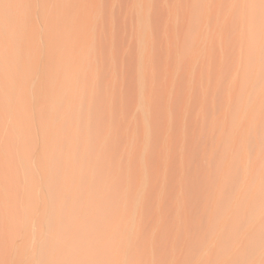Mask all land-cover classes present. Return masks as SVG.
<instances>
[{"label": "rangeland", "instance_id": "obj_1", "mask_svg": "<svg viewBox=\"0 0 264 264\" xmlns=\"http://www.w3.org/2000/svg\"><path fill=\"white\" fill-rule=\"evenodd\" d=\"M130 2L145 78L138 81L137 105L125 115L126 137L111 105L112 115L105 113L96 33L83 55L86 65L68 76L51 107L42 109L40 89L39 110L33 98L28 125L17 122L26 32L24 24L19 36L6 28L15 61L2 66L9 88L0 90V147L8 158L16 156L20 184L15 200L3 188L0 237L8 228V264H264V0ZM172 2L177 13L162 24L164 31L174 30L178 47V64L169 74L155 14ZM76 3L78 11L79 0L53 2L61 23L56 55L62 80L63 36L76 31L77 19L65 18V7ZM184 9L187 26L179 39ZM14 14L5 12L6 21ZM43 33L41 45L47 46ZM44 70L41 65L34 84L29 78L31 100ZM162 84L169 85L166 99L155 93L151 99L148 88Z\"/></svg>", "mask_w": 264, "mask_h": 264}, {"label": "bare ground", "instance_id": "obj_2", "mask_svg": "<svg viewBox=\"0 0 264 264\" xmlns=\"http://www.w3.org/2000/svg\"><path fill=\"white\" fill-rule=\"evenodd\" d=\"M54 1L56 4V0H0V90L1 88H9V71L7 68L3 69L2 66L8 65L9 60L15 61L13 53V35L8 34L6 28L8 25H11L13 28V34L19 36L21 33V24H24L26 32V41L23 45L24 57L17 70V79L21 90L20 103L16 106L15 111L17 113V122L28 125L30 113L33 112V107L35 105V102L33 104V98L36 99V106L39 110L38 101L40 89L44 94V100L41 105L42 109L47 110L51 107L58 89L63 87L68 76L71 77L76 74L78 69L86 65L85 62L82 63L83 55L87 52L93 34L96 33L98 41V55L96 57L98 58L99 71L102 76L100 79L102 78L101 82H104L103 84H105L103 86L104 102L106 103L104 108L108 107L105 108V110L107 109V111H109L105 113H109L108 117L113 114L112 117H116L117 119L118 129L122 131L125 137L129 136L130 126L126 121L125 115L128 116L138 103V81L143 75L140 71L141 62L138 59L139 56L137 52V38L139 34L135 29L137 18L133 4H131L130 0H79L78 11L77 3L73 7H65V18L69 17L68 15L70 14L69 18L77 19L76 24H74V29L76 31L63 36L65 37V45L62 56L65 60V73L67 76L65 77L66 80H62L59 76L62 61L59 54L56 55L57 45L59 43L57 41L56 33L59 31L61 23L57 20L55 11L53 12ZM14 10L15 14L9 23L6 21L4 13ZM176 13L177 6L172 2L165 13L160 7H158L155 14L157 33L161 37L163 35L165 36L167 45L163 49H165L170 56V60L164 65L165 72L167 71L169 74H172L173 71L175 72L176 70L178 64V47L174 30L168 28L164 31L162 29V24L164 19L166 22L172 20ZM182 18L183 22L177 32L179 39L183 38L187 26L188 13L186 9L182 12ZM41 29L44 30L42 36L44 40L46 38L47 46L44 41L43 45H41ZM213 38L214 26L212 37V40L214 41ZM43 49H45V52H42ZM159 54L160 58H162L163 54L161 52H159ZM191 60L192 59L187 60L185 64V69L187 71L190 70L192 63ZM41 65L45 68L42 83L40 86V82H38L37 86L34 87V97H32L31 100L29 96L28 81L29 78H31L30 80L33 83L32 78H35V75L36 77L40 76L37 75L36 72ZM145 66L146 60L144 62V67ZM213 72H215V67H213ZM202 74L203 71L200 70L196 75L197 80L201 79ZM143 77L145 78L144 75ZM88 78L90 79V76H88ZM168 92L169 85L167 84L157 85L155 87L151 86V89L150 87L148 88V95H150L151 99H153L155 93L165 100ZM157 98L154 101L155 103L157 100H160ZM2 99L3 96L0 91V101ZM181 101V108L177 114V121L179 123L182 121L183 109L185 107V101ZM201 103V101L196 100L195 109L201 108ZM103 104L101 103V105ZM110 105L113 110L112 108L110 109ZM110 111L112 114H110ZM107 114H105L104 117H107ZM110 119L111 118H109V120ZM104 121L106 122L107 120ZM195 123L196 122L193 123L194 127H197ZM126 130L128 135H126ZM165 130V127H163L162 133ZM48 131L52 133L50 130ZM48 131L46 132L47 134L49 133ZM50 133L48 135H50ZM139 137L143 140V131H140ZM192 141L193 140L191 139V142ZM177 143L178 140L176 139V145ZM127 144L124 143L123 145L124 147L126 145L128 149ZM45 150V153L49 152L47 151L48 149ZM46 154L48 155V153ZM47 155L46 157L48 158ZM46 157L41 159L43 169L44 167L47 168L46 164L48 163ZM15 158L16 156L12 159L8 158L2 152L0 147V214H2V211L4 212L3 188L6 187L13 191V194H10L13 198L15 196L14 192L20 187L16 176V170H13ZM156 164L160 166V164ZM157 167H155V169ZM158 168L157 171L159 170ZM18 185L19 187H17ZM19 209L20 207H18V210ZM15 214L16 213L14 212V215ZM11 220H13V218ZM7 229L2 232V237H0V241L2 240V242H0V264H8L9 253L11 250V239L9 236L10 234L8 235L9 232L6 231Z\"/></svg>", "mask_w": 264, "mask_h": 264}]
</instances>
